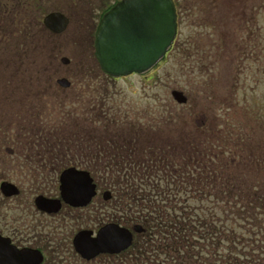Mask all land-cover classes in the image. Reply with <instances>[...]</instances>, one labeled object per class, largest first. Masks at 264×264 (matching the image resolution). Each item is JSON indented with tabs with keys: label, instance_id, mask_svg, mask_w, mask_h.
<instances>
[{
	"label": "rangeland",
	"instance_id": "374dc122",
	"mask_svg": "<svg viewBox=\"0 0 264 264\" xmlns=\"http://www.w3.org/2000/svg\"><path fill=\"white\" fill-rule=\"evenodd\" d=\"M115 1L119 0H36L38 9L36 4L33 12L23 9V17L19 18L23 20H5L0 26V130L16 125L19 157L7 158L0 150V172L20 188L21 206L25 202L32 204L35 193L31 188L33 181L25 177L29 172L26 163L31 162L23 158L32 146L26 140L29 129L36 138L39 131L42 133L38 138L49 132L71 136L81 129L92 130V135L99 137L96 131L105 128L129 137L138 135L135 131L139 130V138L146 135L147 143L173 146L178 152L204 137L205 132L208 141L209 132L232 126V133L247 136L240 143L244 163L250 149H258V155L264 157V0H173L177 9L173 49L143 75L112 79L100 72L91 37L99 16ZM7 7L8 12L13 8L11 4ZM55 10L69 21L66 31L57 36L38 28L43 17ZM28 18L33 22L30 30L26 27ZM22 25L24 36L18 32ZM29 33L34 39H29ZM62 58L68 59L66 65ZM81 70L88 77L83 82H88L90 88L78 100ZM63 78L70 82L69 88L57 84ZM173 91L181 92L186 103L174 101ZM95 95L99 103L106 101L105 111L109 109L108 115L113 114L108 119L117 113L120 121L111 126L90 115L91 126L84 124L81 114L93 103ZM45 114L49 116L46 118ZM30 157L37 158L31 151ZM249 170L245 168L242 174L235 168L240 177L252 181L256 176ZM258 175L264 178V173ZM105 192L108 191L99 188L97 197L82 214H108L101 198ZM5 203L10 205L4 202L1 206L0 224L4 226L13 217L17 222L10 224L33 246L41 248L45 258L52 242L64 246L66 239L67 245L70 243L71 236L61 234L59 228L52 232L53 225L48 220L41 222L42 227L34 228L38 233L30 235L28 228L37 225V218L34 221L21 213V207L10 212ZM83 222L79 229L95 228L90 222ZM69 262L73 264L72 259Z\"/></svg>",
	"mask_w": 264,
	"mask_h": 264
},
{
	"label": "trees",
	"instance_id": "16d2710c",
	"mask_svg": "<svg viewBox=\"0 0 264 264\" xmlns=\"http://www.w3.org/2000/svg\"><path fill=\"white\" fill-rule=\"evenodd\" d=\"M7 3L13 8L0 18V26L5 20L23 17V9L33 12L36 0H3L4 6ZM175 10L177 15L176 7ZM32 26L28 18L27 29ZM96 27L97 24L91 37L93 50ZM38 28L47 32L40 24ZM24 30L22 25L19 34L24 36ZM29 34V39H34ZM86 77L81 70L78 82L81 91H76L78 100L90 88L88 82H83L88 80ZM99 101L93 96V103L89 102V108L83 110L84 124L91 126L90 115L97 121H108L107 125L111 126L120 121L117 113L108 119L113 114L108 115L109 109L105 111L106 101ZM234 128L225 126L223 131L213 130L208 141L205 132L196 145L189 143L178 152L173 146L147 143L146 135L144 139L139 138V130L135 131L138 135L129 137L105 128L96 131L99 137L93 136L92 130L81 129L71 136L49 132L38 138L42 133L39 131L36 138L29 129L27 144L32 145L29 149L37 158L58 160L59 168L86 171L98 189L104 188L110 193L109 200H102L108 214L91 213V219L89 214L81 213L83 224L90 222L94 229L107 223L142 229L134 234L132 245L126 251L101 255L88 262L72 251L66 239L64 246L48 241L52 244L45 250L47 257L42 264H70V259L73 264H264V178L258 175L264 173V157L258 155V149H250L244 163L240 143L247 136L232 133ZM30 151H27L28 157ZM236 167L242 174L245 168L250 169L256 177L252 181L240 177Z\"/></svg>",
	"mask_w": 264,
	"mask_h": 264
},
{
	"label": "water",
	"instance_id": "95a60500",
	"mask_svg": "<svg viewBox=\"0 0 264 264\" xmlns=\"http://www.w3.org/2000/svg\"><path fill=\"white\" fill-rule=\"evenodd\" d=\"M68 18L51 12L42 19L43 27L54 35H60L68 27ZM176 36V14L172 0H120L106 11L95 32V58L101 71L115 79L131 74L142 75L151 70L165 55ZM63 64L68 59L62 58ZM61 88H68L66 79H59ZM171 96L178 104H185L181 92ZM96 187L90 175L83 170L67 168L59 177L61 202L73 208H84L96 195ZM0 191L5 197L15 196L13 185L2 183ZM107 200L108 193L104 194ZM38 211L54 214L60 209V201L37 197ZM142 231L139 226L131 230L111 223L95 233L81 230L72 238L74 253L88 262L101 255H118L130 248L134 234ZM42 253L33 248L18 249L9 239L0 236V264H42Z\"/></svg>",
	"mask_w": 264,
	"mask_h": 264
},
{
	"label": "flooded vegetation",
	"instance_id": "af4514ba",
	"mask_svg": "<svg viewBox=\"0 0 264 264\" xmlns=\"http://www.w3.org/2000/svg\"><path fill=\"white\" fill-rule=\"evenodd\" d=\"M7 4H10V3H7ZM7 4H5L4 6L3 0H0V18L1 19H2L3 12L6 15L10 13L8 12L9 10H8ZM55 12H58V11H55ZM11 126H13V124ZM2 129H3L2 131L0 130V150L5 154V157L12 158V159L13 158L18 159L19 158L17 156L18 131H17L16 125L13 128L5 126ZM23 158H25L26 161L31 162L30 164L26 163V165H29L27 166L29 172L25 174V177L29 178L28 180L33 181L31 188L34 189L33 191L35 193H33L34 197H33L32 204H29L27 202H25L23 206L18 204V198L20 197V194H21L20 188L17 186L15 182H11L9 181L10 179H7V177L2 176V173L0 172V185L2 183H7L10 185H13L18 190L17 195L11 196V197H5L0 191V212L2 211L1 206H3L4 202H10V205L8 203H5L6 206L8 207V211L15 213L22 208L21 213L27 214V216L33 218L34 221L37 218V221H38L37 225H34L32 227L29 226L28 228V231L31 232L30 235H35L36 233H38L34 231V228L42 227L40 226L41 222H43V220H48V223L53 225V227L51 228L52 232H55V231L58 232L57 228H59L61 234L68 236V237L71 236L69 247L72 249V245H71L72 238L77 232L82 230V229H79L80 227L78 226L81 223V218H82L81 213L84 208L88 207L89 205L93 203V200L97 197L99 189L94 183L93 178L90 176L96 187L95 189L96 195L93 197L90 204L84 208H73L71 206L65 205L63 202H61V198H60L59 177H60L61 172L67 168L57 167L58 163H61L58 160H55V162H53V160L48 159V158H36L35 159V158L28 157V156H25ZM69 168H75V167H69ZM75 169L80 170L78 168H75ZM43 170H47V172L41 173ZM106 193H108L107 200H109L110 198V193L105 192L101 196L102 200L104 201H107L104 199L105 197L104 194ZM37 197H43L47 200L60 201L61 203L60 209L58 210V212L54 214H48L45 212L38 211L34 204L35 198ZM16 200H17V203H16ZM2 218L3 217L0 214V222L2 221ZM33 220L30 222H34ZM16 222L17 221L13 217H11L9 221L5 223L4 226L0 224V236L3 238L9 239L10 243L18 249L33 248V249H38L39 251L43 253V251L39 247L33 246L30 243L31 242L30 239H28L27 241L25 238H23L22 233L18 230L17 227H14L11 225V224H16ZM8 223H9V227H8ZM62 228L63 230H61ZM64 229L66 230V232H64ZM87 230H90V229H87ZM91 231L95 233L97 229H93V230L91 229Z\"/></svg>",
	"mask_w": 264,
	"mask_h": 264
}]
</instances>
